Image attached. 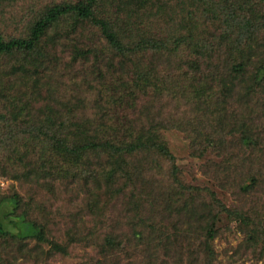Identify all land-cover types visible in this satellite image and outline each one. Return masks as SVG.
Here are the masks:
<instances>
[{
  "label": "rangeland",
  "instance_id": "obj_1",
  "mask_svg": "<svg viewBox=\"0 0 264 264\" xmlns=\"http://www.w3.org/2000/svg\"><path fill=\"white\" fill-rule=\"evenodd\" d=\"M43 1L50 2L35 0L32 6L31 0H0V29L5 38L26 37ZM96 2L95 17L112 25L122 49L108 41L98 24L85 21L68 31L69 23L61 20L45 30L33 49H14L0 56V128L5 130L0 140L10 144L0 156V196L25 193L22 207L27 218L44 232L41 241L0 238L1 264L145 263L144 245L134 239L139 223L123 209L125 203L115 200V182H100L87 195L75 186L79 171L65 173L61 156L49 153L50 163L46 155L40 158L28 133L48 130L40 123L46 115L54 120L65 143L78 137L74 125L101 118L119 124L132 117L136 130L156 131L167 145L170 157L157 153L152 157L159 164L157 173L168 174L172 164V178L177 174L203 187L199 199L209 201L215 195L228 209L264 221V151L250 155L232 142L225 152L206 147L201 123L205 103L187 100L193 90L191 75L202 78L209 71L205 62L203 72L186 73L183 62L193 56L188 49L197 39L204 44L219 41L218 20L190 0H151L145 6H129L125 0ZM200 30L205 37H200ZM154 45L161 51H154ZM184 53H189L186 59ZM151 66L153 71L146 69ZM145 70L154 75L142 82ZM224 70L225 66L220 71ZM221 80L229 86V77ZM228 103L237 112L247 109L232 99ZM60 121L65 124L62 128ZM121 128L115 132L121 133ZM102 161L107 162L105 157ZM214 164L226 170L216 176ZM243 185L246 190L240 188ZM7 210L3 206L1 215ZM221 218L213 239L218 264H264L263 251L260 256L244 247L247 231L239 220L225 214Z\"/></svg>",
  "mask_w": 264,
  "mask_h": 264
},
{
  "label": "trees",
  "instance_id": "obj_2",
  "mask_svg": "<svg viewBox=\"0 0 264 264\" xmlns=\"http://www.w3.org/2000/svg\"><path fill=\"white\" fill-rule=\"evenodd\" d=\"M31 1L32 6L36 4L35 0ZM96 1L50 0L49 3L43 1L45 3L40 7L26 37L6 39L0 29V56L14 49L28 51L33 49L45 30L61 20L69 23L68 31L75 30L78 24H84L85 21L98 24L108 41L120 48L122 44L113 34L112 25L95 17ZM125 1L129 6L133 3L145 6L151 2V0ZM190 1L202 8L205 7L203 9L206 13L217 19L221 25L219 41L214 39L204 44L205 42L197 39L190 49L186 47L193 56L189 61L183 62L186 73L192 69L201 71L202 63L205 62L209 67L207 75L202 78L191 75V79L194 80L191 88L193 90L187 96L191 103L196 102L195 100L205 103L203 104L205 108L201 111L203 116L201 123L206 135L205 145L213 151L225 152L232 142L234 146L244 147L250 155L263 153L264 0ZM199 35L205 37L204 30H200ZM154 51L161 50L155 46ZM155 54L157 52L150 55ZM188 54L183 55V58L186 59ZM218 61L223 68L225 66L224 71H220L222 67L216 63ZM146 69L154 70L153 66ZM150 70L144 71L142 82L147 81V78L151 77L149 75H154ZM222 77H229V86L221 80ZM205 78H209L211 82L206 84L205 80H202ZM199 80L204 83L199 84ZM228 99H232L235 104H242L247 108L246 111L241 113L230 109ZM46 116L40 123L48 127V130L41 129L39 132L28 133L32 135L33 146L39 152L40 158L43 159L46 155L45 160L50 163L47 157L49 153L54 152L61 156L60 162L66 167L65 173L75 175L76 170L79 171L75 186L82 188H77L78 190H85L87 195L100 187L104 181L115 182L113 185L115 200L125 203L123 209L131 213L134 222L139 223V229L134 231V239L144 245L145 263L141 264L220 263L216 261L213 239L217 235L218 225L224 214L235 217L234 219L239 220L246 229L244 247H249L260 256L263 251L264 256L263 217L252 218L250 215V218L237 210L228 209L213 194L209 201L199 199L203 187L192 185L177 174L172 178L175 172L172 164L169 166L170 169L168 168V174L156 172L159 164L155 158L153 163V155L157 153L170 157L167 145L156 131L136 130L132 125L135 123L132 117H126L128 120L119 124L115 119L107 121L101 118L86 125H74L73 130L80 133L77 138L65 143L55 129L58 126L54 124V120L51 116ZM58 125L60 128L65 126L62 121ZM87 125L89 130L85 129ZM118 127H122L121 133L115 132ZM197 127L199 128L198 124ZM3 131L5 130L0 128V133ZM7 133L13 139L14 136ZM3 143L0 140V156L10 148V144L5 146ZM103 157L107 162L102 161ZM224 170L226 169L223 165L214 164L212 173L218 176L219 172ZM240 188L246 190L247 186L243 185ZM24 201L25 193L0 196L2 241L10 239L22 242L30 238L41 241L44 238L43 227L27 218V211L22 207ZM3 206L8 209L5 215H1ZM178 218L182 220L181 223ZM6 226H11L12 229H7ZM2 258L0 254V264Z\"/></svg>",
  "mask_w": 264,
  "mask_h": 264
}]
</instances>
